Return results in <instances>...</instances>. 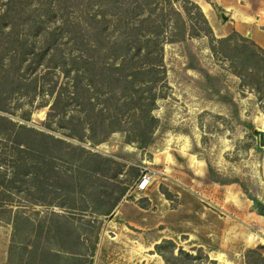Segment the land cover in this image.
<instances>
[{
    "label": "rangeland",
    "instance_id": "374dc122",
    "mask_svg": "<svg viewBox=\"0 0 264 264\" xmlns=\"http://www.w3.org/2000/svg\"><path fill=\"white\" fill-rule=\"evenodd\" d=\"M151 2L150 6H156L153 15L160 5L166 8V0ZM171 4L182 14V0H171ZM213 10L216 21L222 22V12ZM191 16L199 25L196 15ZM59 23L56 15L43 24L52 28ZM147 27L144 24L141 31ZM15 29L20 40L31 44L33 53L24 52L18 62L19 53L12 63L9 48L1 50L0 76L8 70V81L0 90V115L114 161L108 171L90 173L66 157L48 161L34 152L24 154L1 127L0 172L12 170L15 163L28 166L26 182H14L19 188L12 190L13 204L21 206L32 227L40 221L62 226L69 219L75 232L82 234L88 221L91 230L98 231L91 264H247L245 249L264 245V217L254 212V202L247 197L264 204V141L260 145L258 135V131L264 133V91L252 82L259 73L245 80L232 72V62L238 69L252 64L245 55L252 48L250 43L234 37L224 45L211 43L212 51L201 28L186 20L183 40L162 41L156 73L144 74L134 85L136 92L119 89L109 99L122 109L123 129L92 142L87 123L73 103L60 108L65 84L60 57L48 51L37 58L35 53L44 48L42 36L26 24ZM10 30L11 26L4 27V34ZM221 33L212 31L216 38ZM6 39L0 43L7 47ZM58 44L60 48V38ZM241 44L247 49L242 51ZM153 55L139 59L142 67ZM146 84L151 85L150 91ZM89 95L95 108L102 104V95ZM139 97V107L148 110L136 125L133 119L143 114L134 111L140 109L133 104ZM149 116L153 120L145 121ZM77 155L73 150L67 157L73 160ZM145 168L152 175L145 192L151 197L156 194V199L146 208L145 219H119V203L138 195L133 184ZM114 186L125 189L122 197L109 214H95L92 210L100 203L112 204L117 194ZM102 188L112 193L107 195ZM7 233L11 237L12 227L8 230L0 222V264L17 262L8 257ZM92 236L85 239L88 247ZM45 244L55 250L53 240Z\"/></svg>",
    "mask_w": 264,
    "mask_h": 264
},
{
    "label": "trees",
    "instance_id": "16d2710c",
    "mask_svg": "<svg viewBox=\"0 0 264 264\" xmlns=\"http://www.w3.org/2000/svg\"><path fill=\"white\" fill-rule=\"evenodd\" d=\"M182 1L184 3L181 5L182 14L171 4V0H166V8L160 5L159 11L153 15L156 6L155 4L150 6L151 0H4L0 4V41L7 38L8 44L6 47L0 43V52L4 48H9L12 63L16 61L19 53L21 57L18 56V62L24 57V52L33 53L31 44L27 45L24 39L20 40L18 30L15 29L18 24H26L29 29L33 27L35 34L42 36L44 44L43 51L36 52L35 56L38 58L49 51L50 56L57 53L56 55L60 57V76L65 79L62 87L64 93H60V108L66 102L73 103L87 123V137L92 142L103 141L109 133L123 129L124 120L120 115L122 109L109 99H112L119 89L125 93L129 90L136 92L134 85L143 80L144 74L150 73L153 76L156 73L155 67L160 62L162 41L183 40L186 35V20L191 22L192 27L201 28L212 51H215V47L211 43L224 45L234 37L240 42L250 43L251 49H247L245 44H241V47L242 51L247 49L246 60L250 59L252 64L250 66L243 64V69H238V65L232 62V72L245 80L249 78V74L259 73L258 77H252V82L261 86L263 93L264 49L234 30L226 36L216 38L199 6L190 0ZM205 1L213 9L221 12L217 5L209 0ZM144 7L147 8L145 15L141 14ZM189 7L194 9L193 13L199 20V25L195 21L192 22L193 13H190ZM56 15L60 19L59 25L49 28L51 25L43 24L45 19L52 20ZM144 24L149 27L141 31ZM7 26H11L12 30L4 34V27ZM152 54L154 55L151 61L145 62L146 66L142 67L143 63L139 59H145ZM224 56L230 60L234 58L228 53ZM1 64L0 53V67ZM6 71L0 76V90L8 81V70ZM150 86L146 84L148 91L151 89ZM93 92L103 96L101 99L103 102L97 108L90 100L89 93ZM139 100L140 97L133 104L138 105L140 109L134 111L143 114L133 119L132 123L136 125L142 122L148 110L139 107L142 104ZM144 120L150 122L153 117L149 116ZM1 127L6 137L16 145L15 149L24 154L34 152L39 158H47L48 161L66 157L69 162H74L77 167L84 168L90 173L108 171L110 165L114 164L107 156L65 142L47 132L15 124L0 115V134ZM137 128L142 130V127ZM63 146L66 148L63 149ZM73 150L78 151L79 155L71 160L67 155L73 153ZM12 166V170L0 172V220L9 222L12 227L8 257L16 259L17 262L13 264H91L98 231H92L87 221L83 224V233H76L75 228L68 222L69 219H66L62 226L60 222L44 225L40 221L32 227L21 206L13 204L12 190L17 192L19 188L14 182H26L28 166L25 162ZM50 171L52 175H56L54 167H51ZM114 188L117 194L112 204L106 206L105 202L100 203L92 210L95 214H109L122 197L125 189L117 186ZM102 192L110 195L112 190L102 188ZM247 197L257 202L253 210L264 217V204L254 197ZM31 234L32 239L29 237ZM92 234L93 243L88 247L84 244L85 239ZM47 240H53L55 250L47 247L45 244ZM244 259L247 264H264V245L245 249Z\"/></svg>",
    "mask_w": 264,
    "mask_h": 264
},
{
    "label": "crops",
    "instance_id": "0c3cea01",
    "mask_svg": "<svg viewBox=\"0 0 264 264\" xmlns=\"http://www.w3.org/2000/svg\"><path fill=\"white\" fill-rule=\"evenodd\" d=\"M210 2L220 8L224 18L222 22L216 21V14L207 1L196 0L213 32L215 30L222 32L219 36L223 37L234 30L264 48V0H210ZM153 199H156V194L152 193L151 197L144 191L132 199L122 200L118 205L120 212L118 218L145 219V210ZM0 222H4L8 230L10 229L9 222L2 220ZM6 237V242L9 243L10 233H7Z\"/></svg>",
    "mask_w": 264,
    "mask_h": 264
},
{
    "label": "built area",
    "instance_id": "2783aa9c",
    "mask_svg": "<svg viewBox=\"0 0 264 264\" xmlns=\"http://www.w3.org/2000/svg\"><path fill=\"white\" fill-rule=\"evenodd\" d=\"M152 179L151 170L149 168H145L144 171L138 176L136 181L133 184V188L138 193L144 192L148 185L150 184Z\"/></svg>",
    "mask_w": 264,
    "mask_h": 264
},
{
    "label": "water",
    "instance_id": "95a60500",
    "mask_svg": "<svg viewBox=\"0 0 264 264\" xmlns=\"http://www.w3.org/2000/svg\"><path fill=\"white\" fill-rule=\"evenodd\" d=\"M258 135H259V144L261 145V143L264 141L263 140V137H264L263 131H258ZM253 205L256 206L257 202H254Z\"/></svg>",
    "mask_w": 264,
    "mask_h": 264
}]
</instances>
